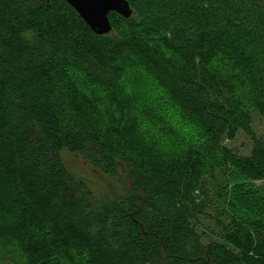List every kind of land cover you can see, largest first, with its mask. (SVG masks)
<instances>
[{
  "label": "trees",
  "instance_id": "1",
  "mask_svg": "<svg viewBox=\"0 0 264 264\" xmlns=\"http://www.w3.org/2000/svg\"><path fill=\"white\" fill-rule=\"evenodd\" d=\"M128 1L99 34L66 0H0V264H264V213L237 195L264 182V0ZM136 72L188 140L138 113ZM240 131L247 155L225 145Z\"/></svg>",
  "mask_w": 264,
  "mask_h": 264
},
{
  "label": "rangeland",
  "instance_id": "2",
  "mask_svg": "<svg viewBox=\"0 0 264 264\" xmlns=\"http://www.w3.org/2000/svg\"><path fill=\"white\" fill-rule=\"evenodd\" d=\"M129 81L131 84L130 86L138 91L137 93L140 97L138 113L143 116L144 119L154 122L156 114H168L180 131V136L187 134L189 131L187 126L181 121L172 106L159 94L156 86L144 76V74L136 72V74L130 77ZM253 127L258 136L264 137V121L258 114L254 117ZM183 138L188 140L187 136ZM225 145L243 155L249 154L253 147L251 137L244 131H240L235 139L226 140ZM65 157L68 165L79 177L87 181L96 195L111 199L114 198V196L123 194L124 190L121 182L95 170L83 159V157L70 153H66ZM259 192L264 195V182L262 181L254 182L253 185L242 183L241 189L238 190L237 195L241 196L242 194L241 197L244 199H246V197L250 198L251 203L249 207L264 213V205L261 204L262 198ZM215 226L214 221L210 219H204L199 225L200 230L206 232L204 237L205 241H210L217 237L219 233H216L218 230Z\"/></svg>",
  "mask_w": 264,
  "mask_h": 264
},
{
  "label": "water",
  "instance_id": "3",
  "mask_svg": "<svg viewBox=\"0 0 264 264\" xmlns=\"http://www.w3.org/2000/svg\"><path fill=\"white\" fill-rule=\"evenodd\" d=\"M99 34L112 30L109 12L115 11L128 18L133 10L128 0H66Z\"/></svg>",
  "mask_w": 264,
  "mask_h": 264
}]
</instances>
